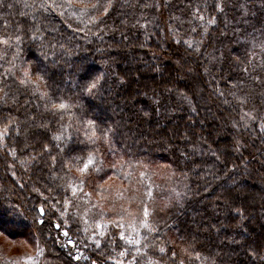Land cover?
Wrapping results in <instances>:
<instances>
[{
	"label": "trees",
	"instance_id": "trees-1",
	"mask_svg": "<svg viewBox=\"0 0 264 264\" xmlns=\"http://www.w3.org/2000/svg\"><path fill=\"white\" fill-rule=\"evenodd\" d=\"M16 35L0 43V230L37 236L48 264H98L131 244L73 260L54 221L84 246L85 216L134 201L155 231L139 254L264 264V0H0ZM107 178L111 199L80 194Z\"/></svg>",
	"mask_w": 264,
	"mask_h": 264
},
{
	"label": "rangeland",
	"instance_id": "rangeland-1",
	"mask_svg": "<svg viewBox=\"0 0 264 264\" xmlns=\"http://www.w3.org/2000/svg\"><path fill=\"white\" fill-rule=\"evenodd\" d=\"M0 141L2 142V140ZM136 174H139V177L144 178L141 169L138 170ZM99 182L97 188L93 190L87 189L84 190V192H80V194L83 195V198L87 200H98V198L104 197V199L107 200L108 198L111 199L112 196L114 197L115 194H119V186L114 184L110 178H107L103 182L99 180ZM75 188L76 186L73 182L68 186V194L71 198L77 197V193H74ZM120 197L121 196L119 195V198ZM122 198L134 200L131 195L129 199L128 194H123ZM102 203H104L103 199ZM118 210L119 209H116L111 204L105 209H102L100 215L93 217L94 215L90 214L89 216L84 217V226L82 227L84 234L83 237L86 239L84 246L76 241L75 237L77 235L73 232V227L66 224V221H54V224L56 225L55 229L58 231L54 236L55 240H60L62 242V247L66 252H68L69 248H72L71 246H76L77 253H73V260L84 259L86 261H91L88 256V251L102 250L103 241L107 238L117 240L122 244L128 243L129 240H139V244L131 243L132 250H125L126 252L110 249L98 258L100 261L98 264H162L160 260L153 259L144 254H139V251H136V249L140 250L142 245L146 243L145 235H147V233L153 234L155 232L152 228L153 221L150 219L153 212L146 206L139 207L134 201L132 205L129 204L126 206L123 211L124 216L119 214ZM57 213L59 218H61V215L63 216L66 214V209L62 214L58 211ZM42 217L43 216H39L38 214L36 215L38 224L42 221ZM63 217H65V215ZM57 225H59V227H57ZM23 228H29L26 221L23 222ZM1 232H3V234ZM65 232H67V235L64 234ZM101 233H103V235H101ZM121 234H123L124 238H121ZM33 240L34 241L28 239L12 240L3 230H0V264H48L49 260L45 245L41 244L37 236H35ZM97 240L100 241L99 245L96 243ZM69 241H72V243H69ZM121 252H124L125 254L121 256Z\"/></svg>",
	"mask_w": 264,
	"mask_h": 264
},
{
	"label": "snow or ice",
	"instance_id": "snow-or-ice-1",
	"mask_svg": "<svg viewBox=\"0 0 264 264\" xmlns=\"http://www.w3.org/2000/svg\"><path fill=\"white\" fill-rule=\"evenodd\" d=\"M13 5H9V7H12ZM105 11H107V8L105 9ZM15 40L16 42H20L21 41V36L20 35H16L14 37H11V36H8V37H3V36H0V43L2 44H5V45H8L9 47H11V41L12 40ZM24 75L25 76H28L29 75V71L26 69L25 72H24ZM38 78H42V77H38ZM99 77H97L96 79H94L93 81L89 82L88 85H87V88L85 89V91L91 93L93 89H96L98 84H99ZM21 83H25L24 80H21ZM67 105L64 103V102H60L59 104H53V108H58V109H66ZM89 123H92L91 121H89ZM57 139L59 137H56ZM45 148H47V145H45ZM91 162V161H89ZM85 167H87V165H85ZM41 212H43V209H41ZM147 214V213H145ZM57 227H59V225H57ZM65 235H67V232L64 233ZM101 235H103V233H101ZM121 238H124L123 237V234H121ZM69 243H72V241H69ZM97 245H99L100 241L97 240L96 241ZM128 243H136V244H139L140 241L139 240H136V241H132V240H129ZM145 247H147V245H145ZM136 251L138 252L139 249H136ZM161 252H164V249L161 248L160 249ZM125 253L124 252H121L120 255L123 256ZM174 255V254H173ZM93 264H95V262H93Z\"/></svg>",
	"mask_w": 264,
	"mask_h": 264
},
{
	"label": "water",
	"instance_id": "water-1",
	"mask_svg": "<svg viewBox=\"0 0 264 264\" xmlns=\"http://www.w3.org/2000/svg\"><path fill=\"white\" fill-rule=\"evenodd\" d=\"M40 216H43V212H41V208H38Z\"/></svg>",
	"mask_w": 264,
	"mask_h": 264
}]
</instances>
